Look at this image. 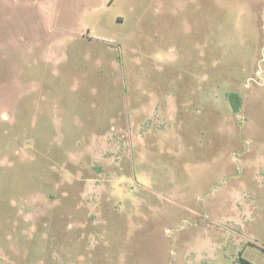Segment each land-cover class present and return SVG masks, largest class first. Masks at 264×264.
<instances>
[{
	"label": "rangeland",
	"instance_id": "obj_1",
	"mask_svg": "<svg viewBox=\"0 0 264 264\" xmlns=\"http://www.w3.org/2000/svg\"><path fill=\"white\" fill-rule=\"evenodd\" d=\"M241 259L264 264V0H0V264Z\"/></svg>",
	"mask_w": 264,
	"mask_h": 264
},
{
	"label": "trees",
	"instance_id": "obj_2",
	"mask_svg": "<svg viewBox=\"0 0 264 264\" xmlns=\"http://www.w3.org/2000/svg\"><path fill=\"white\" fill-rule=\"evenodd\" d=\"M229 99L232 103L233 109L235 112H238L240 110L241 107V99L240 97L236 94V93H231L229 94ZM240 264H251L248 261L241 259V263Z\"/></svg>",
	"mask_w": 264,
	"mask_h": 264
}]
</instances>
